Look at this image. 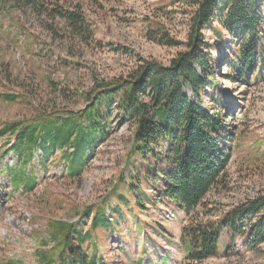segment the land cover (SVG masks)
<instances>
[{"label": "rangeland", "instance_id": "obj_1", "mask_svg": "<svg viewBox=\"0 0 264 264\" xmlns=\"http://www.w3.org/2000/svg\"><path fill=\"white\" fill-rule=\"evenodd\" d=\"M54 8L80 10L91 37L84 42L74 35ZM191 10L176 0H45L40 12L1 8L0 128L15 122L21 131L58 118H76L85 128L81 117L97 82L125 78L139 59L168 65L185 49ZM150 30H162L181 44L159 45L148 39ZM203 34L209 44L215 42L212 32ZM218 47L219 53L212 52L210 86L201 98L184 88L192 103L218 116L219 143L229 155L224 183L198 209L204 222L264 197V40L259 68L247 73L236 63L232 40ZM5 95L16 99L8 101ZM104 122V136L88 145L75 176L63 157L65 151L71 155V146L48 150L37 140L36 146L20 149L22 164L10 150L17 133L9 142L0 138V264H38L37 254L53 246L48 222L58 221L75 225L81 240L75 235L73 247L100 264H264V239L256 243L255 238L263 221L247 208L236 218L237 232L223 230L217 256L188 260L181 244L187 215L138 176L144 167L130 152L133 129L115 106ZM37 133L43 134L38 126ZM14 174L31 180V187L22 181L14 186ZM100 209L112 224L107 229L93 227Z\"/></svg>", "mask_w": 264, "mask_h": 264}, {"label": "trees", "instance_id": "obj_2", "mask_svg": "<svg viewBox=\"0 0 264 264\" xmlns=\"http://www.w3.org/2000/svg\"><path fill=\"white\" fill-rule=\"evenodd\" d=\"M44 1L0 0V10L14 7L40 12ZM176 1L192 10L186 41L182 44L185 49L178 52L168 65L139 59L125 78L97 82V90L87 95V105L81 117L87 122L85 128L76 118H58L46 126L31 125L21 131L19 124L14 122L0 128V138L9 142L17 133V144L10 150L17 152L22 164L26 161L19 154L20 149L36 146L37 140L47 143L48 150L71 146V155L65 151L63 157L70 175L75 176L85 161L88 145L104 136L106 115H110L115 106L120 118L133 129L130 152L144 167L137 170L138 176L152 184L160 198L172 202L187 215L189 222L181 230V244L188 260L199 261L218 255L223 230L238 231L236 218L243 209L247 208L244 211L251 216L260 213L263 222L256 230V243L264 239V197L256 198L247 207L236 208L223 219L199 220L198 209L205 207V197L224 183L229 155L221 150L219 143L222 124L218 116L192 103L184 94V88L188 87L196 98H201L205 88L210 86L212 52L219 53V42L226 38L236 45V63L243 73L259 68L262 58L259 48L264 40V0ZM53 11L82 41L91 37L92 32L80 10L63 13L54 8ZM205 31L213 33V44L206 41ZM147 37L168 47L181 44L162 30H150ZM4 99L12 101L16 97L5 95ZM37 126L43 130L41 136L37 133ZM21 177L22 174L13 175L14 186L22 181ZM22 182L26 189L32 185L31 180ZM135 189L132 188V192L138 187ZM106 215L104 209L97 210L93 227H111ZM47 227L53 246L37 254L38 264H100L96 257H89L79 247H73L75 235L81 240L74 224L48 222ZM46 247L48 245H43ZM57 247L61 250L55 258Z\"/></svg>", "mask_w": 264, "mask_h": 264}]
</instances>
